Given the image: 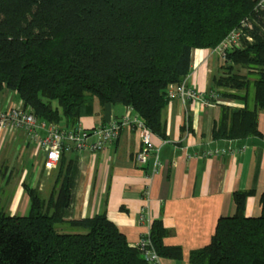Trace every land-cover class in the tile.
<instances>
[{"label": "trees", "instance_id": "16d2710c", "mask_svg": "<svg viewBox=\"0 0 264 264\" xmlns=\"http://www.w3.org/2000/svg\"><path fill=\"white\" fill-rule=\"evenodd\" d=\"M259 0H0V94L17 93L24 109L47 124L72 128L92 103L121 105L165 139L161 113L167 89L179 85L196 49H214L241 27L240 47L213 76L216 96L243 102L221 106L214 139L262 137L264 8ZM248 100L252 106H249ZM91 131V130H90ZM66 154L48 196L25 186L26 215L5 209L0 186V264H150L104 213L65 219L72 203ZM0 172V183L4 177ZM251 192H235L234 214L220 218L210 243L189 255L193 264H264V191L260 215L245 216ZM160 223L150 241L165 247Z\"/></svg>", "mask_w": 264, "mask_h": 264}, {"label": "crops", "instance_id": "0c3cea01", "mask_svg": "<svg viewBox=\"0 0 264 264\" xmlns=\"http://www.w3.org/2000/svg\"><path fill=\"white\" fill-rule=\"evenodd\" d=\"M221 66L211 50H194L188 84L207 99L213 90L212 78L220 74ZM18 103L16 92L0 94V110ZM211 103L209 106L198 101L182 104L168 100L161 113L165 139L151 133L159 162L155 174H150L152 160L144 167L137 164L135 157L141 143L131 129L123 128L105 152L66 154L72 203L65 219L92 218L104 213L132 247L150 234L153 223H160L165 231L163 246L178 248L180 256H158L157 264H193L190 253L210 243L220 218L234 214L235 192H251L245 200V216L258 217L264 191V139H214L212 132L221 106L240 108L243 102L216 96ZM248 104L252 106L250 100ZM91 109L90 115L78 120L86 130L118 122L127 111L121 105H101L97 100ZM257 128L264 133L262 112L258 114ZM221 149H231L235 154L202 157L206 151ZM41 160L42 154L22 130H0V172L5 173L0 186L9 190L3 201L11 215L28 212L25 186H39L41 192L43 186L46 191L51 187L57 169L41 170ZM141 212L143 220H139Z\"/></svg>", "mask_w": 264, "mask_h": 264}, {"label": "built area", "instance_id": "2783aa9c", "mask_svg": "<svg viewBox=\"0 0 264 264\" xmlns=\"http://www.w3.org/2000/svg\"><path fill=\"white\" fill-rule=\"evenodd\" d=\"M258 5L264 8V0H259ZM244 25L242 23L241 27ZM241 27L232 30L217 47L211 49V53L221 61L222 65L226 62L227 53L240 47ZM167 97L168 100H178L182 104L191 100L210 106L216 95L211 92L205 99L201 92L188 84L186 77L181 84L168 87ZM123 128L131 129L138 134L141 147L135 157L137 164L144 167L152 160L150 174L157 173L159 162L157 150L151 142V132L145 126L144 121L129 108L118 122H112L91 131L84 129L79 123L72 128H63L56 124L39 122L28 108L22 107L20 101L18 104H12L0 110V130L8 133L22 130L42 154L40 169L46 172L55 170L64 154L87 152L95 155L107 151L110 145L117 140ZM234 154L235 152L231 149L209 150L204 152L202 157L233 156ZM139 217V220L144 219L143 212ZM135 246L148 263L157 264L158 256L151 244L150 234L142 237Z\"/></svg>", "mask_w": 264, "mask_h": 264}, {"label": "rangeland", "instance_id": "374dc122", "mask_svg": "<svg viewBox=\"0 0 264 264\" xmlns=\"http://www.w3.org/2000/svg\"><path fill=\"white\" fill-rule=\"evenodd\" d=\"M42 182V184H43V180L41 181ZM39 185V184H38ZM37 185V186H38ZM36 188H38L39 189V186L38 187H36ZM42 193L43 194H45L44 196L45 197H47L48 196V193H49V190H50V188H48V191H46L45 189H44V186L42 187ZM45 190V191H44ZM9 193V190L7 189V188H4L3 190H2V198L4 199L6 196H7V194Z\"/></svg>", "mask_w": 264, "mask_h": 264}]
</instances>
